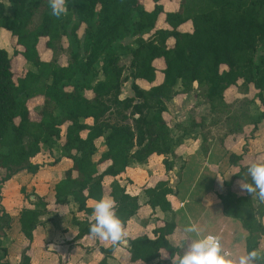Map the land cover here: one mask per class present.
<instances>
[{
  "label": "trees",
  "instance_id": "trees-1",
  "mask_svg": "<svg viewBox=\"0 0 264 264\" xmlns=\"http://www.w3.org/2000/svg\"><path fill=\"white\" fill-rule=\"evenodd\" d=\"M151 1L153 7L148 10L139 0H67V13L60 18L51 14L48 0H8L9 11L0 1V29L10 32L21 47L14 54L34 67L14 80L11 58L0 47V183L20 170L34 173L44 166L37 156L41 146L51 156L48 164L58 162L53 146L59 143L70 166L54 185V201L62 205L72 201L76 211L91 214L93 208L86 201H98L104 195V176L115 178L127 166L145 163L152 154L173 156L184 136L172 134L164 118L166 102L178 91L192 90L196 83L209 107L208 123L201 126L224 125L218 139L208 132L196 134L207 141L202 143V153L208 155V163L217 165L215 172L204 168L200 178L213 181L216 173L239 167L226 183L228 191L220 197L219 207L232 222L242 225L247 254L258 248L264 234V204L246 191L237 194L240 181H251L247 176L250 165L242 164V155L226 150L223 139L242 133L246 124L256 128L264 120V112L254 116L250 112L254 100L247 98L235 105L227 103L224 92L231 86L245 92L252 85L264 105V0H180L177 10L169 12H164L161 0ZM162 13L168 28L157 29ZM187 22L191 29L180 30ZM153 30L159 41L144 37ZM63 36L70 47L67 65L57 62ZM41 37L54 53L47 61L37 50ZM127 37H134L132 44L121 42ZM168 37L173 39L171 46L165 44ZM124 52L131 54L132 76L147 83L156 79L153 62L163 60L159 83L148 89L133 84L135 96L142 99L138 103L120 97L119 58ZM99 73L102 78L96 79ZM31 98L41 102L38 120L30 118L27 101ZM129 109L131 122L121 114ZM100 138L103 150L98 154L96 140ZM163 165L167 169L171 163L164 158ZM171 192L164 180L144 189L150 207L163 212L170 211L167 196ZM108 196L115 199L124 222L136 213L137 197L127 193L117 179L110 182ZM44 212L41 200L34 202V208L19 210L20 229L29 242ZM3 220L6 228L8 219L4 216ZM74 222L79 226L78 237L89 233L87 222ZM175 227L174 220L163 221L152 229L153 238L141 234L130 239V260L148 264L160 257L161 250L173 254L175 248L166 237ZM4 236L2 229L0 264H9L2 262L7 254L1 242ZM27 248L29 245L22 253V264H29ZM112 249L102 250L104 257L98 264H106V254Z\"/></svg>",
  "mask_w": 264,
  "mask_h": 264
},
{
  "label": "crops",
  "instance_id": "crops-1",
  "mask_svg": "<svg viewBox=\"0 0 264 264\" xmlns=\"http://www.w3.org/2000/svg\"><path fill=\"white\" fill-rule=\"evenodd\" d=\"M97 141H101V138ZM197 141L198 139L190 140L184 145L185 150L187 149L185 154L178 151V147L183 144L181 143L175 148L173 156L152 154L145 163L127 166L124 172L115 178L107 175L102 179L104 195H108L110 182L117 179L127 193L137 197L138 209L125 222L128 241L141 234L153 238L152 229L155 226L162 224L163 221L176 222V227L166 237L175 248L173 254L161 250L168 255V259H161L160 252V257L150 260L148 264H171V258L176 252L183 254L191 243V237L185 235L182 229L190 221L199 224L202 235L221 236L225 249L232 251L236 256L246 254L245 231L242 225L232 222L219 207L220 197L228 191L226 183L233 179L239 167L230 166L224 173H216L213 181L206 177L200 178L204 168L215 172L217 165L208 163V155L199 153L202 145L195 144ZM223 147L242 155V164L263 162L264 126L260 124L256 128L246 126L242 133L225 136ZM197 148L199 149L196 154ZM101 149L103 150L102 147ZM54 151L55 155L60 157L58 162L54 164L46 162L34 173L20 170L0 183V230L3 229L5 233L1 242L7 250L2 262L22 264V253L26 245H29L26 251L29 264H98L104 257L102 250L112 246L109 241L90 238L88 232L78 237L79 226L74 220L90 225L94 222L92 213L76 211V204L72 201L65 205L55 203L54 185L64 177L70 161L64 156L65 152L61 146ZM164 158L171 163L167 169L163 165ZM2 172L0 169V173ZM161 180L167 181L172 190L167 196L170 202L169 212L151 208L144 193L145 188L152 187ZM242 193L241 189L237 190V194ZM36 200L45 203V212L41 215L40 223L34 229L29 242L20 229L19 210L34 208ZM96 202L94 199H88L86 205L94 208ZM4 216L8 219L6 228H3ZM261 222L264 225V214ZM261 243H264V234L258 240L257 249ZM50 246L54 251L49 250ZM260 252H264V249H260ZM106 255V264H144L140 259L130 260L129 244L119 250L113 248Z\"/></svg>",
  "mask_w": 264,
  "mask_h": 264
},
{
  "label": "rangeland",
  "instance_id": "rangeland-1",
  "mask_svg": "<svg viewBox=\"0 0 264 264\" xmlns=\"http://www.w3.org/2000/svg\"><path fill=\"white\" fill-rule=\"evenodd\" d=\"M5 4V7L7 8V11H9V3L8 0H0ZM139 2L144 5V7L148 10H150L153 7V3L151 0H139ZM163 5L164 12L169 11H175L177 10L180 0H161L160 1ZM155 28L159 29H165L168 28L165 21H164V13L160 14L158 17V20L156 22ZM179 29L182 31H188L191 29V25L189 22L184 23L179 26ZM155 30L147 33L144 35V37H150V39H153L155 41H159V34L154 33ZM78 35L81 36V31H77ZM134 37H127L123 39L121 42L123 44H132ZM46 38L41 37L37 43V50L40 55V58L42 60H49L53 55L52 49L46 47L45 45ZM173 43V39L171 37H168L165 39V44L168 46H171ZM61 50L59 54L57 55V62L61 65H67L69 60V42L65 36L61 38V42L59 44ZM0 47L4 48L9 57L11 58V69L13 72V78L14 80H17V78L22 77L27 70L34 69V67L27 63L25 59L20 54H14V51H20L21 47L16 45L15 39L10 35V32L6 31L5 29H0ZM131 54L129 52H124L119 58V65L122 68V82H121V89H120V97L121 98H133L134 103L141 102L142 99L135 96V92L133 89V84L139 86L142 89H148L153 84H157L162 80V72L161 69L163 68V60L161 58L156 59L153 64L156 68V79L153 83H147L145 81L135 79L132 76L131 72ZM101 73H99L96 77V79H101ZM95 82V81H94ZM240 82V81H239ZM178 89H180L178 87ZM86 96H90L89 92H85ZM264 96V93H263ZM247 98L249 100H254L252 104L250 105V112L257 116L258 114L264 112V105L259 101L258 98H256V89L253 88L252 85L249 86L247 91L242 92L238 87L231 86L224 92V100L227 103H232V105H235L234 102L242 99ZM40 100L38 98H31L27 101V105L30 111V118L32 120H38L39 119V109H40ZM167 110L164 113V118L169 126V128L172 130L173 135H182V145L179 146L178 151L185 154L186 146H184L187 142L191 141H197L198 146L202 145L204 142L206 144V140L201 139V136H196L198 133L199 135L202 133L208 132L210 135L213 136V138H220L221 133L224 131V125H218V128L216 126H211L210 128H204L201 126L203 124L205 126V123H208V114H209V107L206 101L202 97V91L197 88L196 83L194 84V87L192 90L188 92H182L178 91L171 100L166 102ZM131 109L129 110H123L121 111V114H126L128 118L130 117ZM135 116L138 114L135 113ZM118 116L115 114V117ZM129 122H131V118L128 119ZM86 122H90V120H87ZM201 123V124H200ZM262 123H264V120L260 122L259 124L261 126ZM180 125V126H177ZM252 127V124H246L244 127ZM243 127V129H244ZM84 133V132H83ZM250 132L247 133L249 135ZM186 136V137H185ZM212 136L206 137L211 138ZM203 140V141H202ZM193 143V142H191ZM96 144L98 145V149L100 153L102 141H97ZM194 144V143H193ZM60 146L59 143H56L53 148L56 150ZM188 148V147H187ZM201 148V147H200ZM199 148L195 150V153L197 154ZM47 149L44 146H41L39 153L37 154L38 159L43 162H49L51 161V158L47 155ZM185 150V151H184ZM202 153V148L199 150V153ZM98 154L96 156H98ZM3 174L0 173V175Z\"/></svg>",
  "mask_w": 264,
  "mask_h": 264
},
{
  "label": "clouds",
  "instance_id": "clouds-1",
  "mask_svg": "<svg viewBox=\"0 0 264 264\" xmlns=\"http://www.w3.org/2000/svg\"><path fill=\"white\" fill-rule=\"evenodd\" d=\"M66 3L67 0H48L51 14L56 18L66 14ZM247 176L251 178V181L249 183L240 181L241 190L264 204V162L251 164L247 168ZM92 217L94 222L89 227L90 238L109 241L114 250L128 246L125 222L116 211V201L113 197L102 196L94 205ZM182 231L191 237V243L183 254L176 252L171 258V264H264V255L260 253V249H264V243H261L259 249L236 256L232 251L225 249L221 236L202 235V229L196 222L190 221ZM49 250L54 251V248L50 246ZM160 252L161 259H168L167 254Z\"/></svg>",
  "mask_w": 264,
  "mask_h": 264
}]
</instances>
